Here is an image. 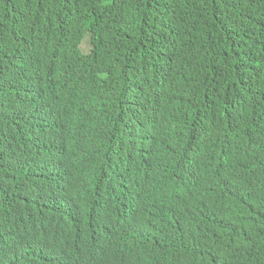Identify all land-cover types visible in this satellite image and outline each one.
<instances>
[{"label":"clouds","instance_id":"1","mask_svg":"<svg viewBox=\"0 0 264 264\" xmlns=\"http://www.w3.org/2000/svg\"><path fill=\"white\" fill-rule=\"evenodd\" d=\"M24 14L36 57L18 65L11 95L45 107L40 143L59 148L27 153L13 126L0 132V188L12 199L0 207V264H264V192L246 191L256 177L264 185L262 83L221 91L200 69L159 80L161 47L194 21L176 28L146 4L128 17L148 20L145 42L126 48L54 27L37 4ZM59 113L70 119L55 130ZM255 194L260 221L247 223Z\"/></svg>","mask_w":264,"mask_h":264},{"label":"trees","instance_id":"2","mask_svg":"<svg viewBox=\"0 0 264 264\" xmlns=\"http://www.w3.org/2000/svg\"><path fill=\"white\" fill-rule=\"evenodd\" d=\"M32 3L39 5V10L50 17L54 27L68 28L74 35L90 32L94 44L110 41L115 48L144 44L148 20L128 17L139 12L145 4L153 7L155 12L164 11L177 19L174 21L176 28L178 20L185 16L194 21V28L161 47L160 52L165 55L162 58L168 62V67L159 80L172 70L188 76L200 69L201 74L194 75L212 80L221 91L245 87L258 89L260 83L264 88V0H0V54L12 55L0 62V132L13 126L20 147L27 153L40 143L37 123L46 109L43 105L28 106L15 102L10 81L17 76L22 61L36 57L35 51L25 48L27 22L24 13ZM120 55L135 57L131 53ZM234 58H244L246 62H236ZM67 119H70L68 113L57 114L52 119L53 128L58 130ZM259 121L264 138V111ZM74 131L75 128L70 127L66 139ZM40 147L50 155L59 148V143H40ZM254 161L264 170V157L255 156ZM4 175L5 170L0 168V180ZM5 182L1 185L4 186ZM49 184L47 180L40 186L45 189ZM254 188L264 192L259 177L246 191ZM4 191L0 188V207L12 201ZM258 214L255 194L243 220L259 223L260 218L254 219L259 217ZM226 218L230 222H239L231 209ZM6 228L9 227L5 215H0V233ZM11 240L15 242L13 236Z\"/></svg>","mask_w":264,"mask_h":264},{"label":"bare ground","instance_id":"3","mask_svg":"<svg viewBox=\"0 0 264 264\" xmlns=\"http://www.w3.org/2000/svg\"><path fill=\"white\" fill-rule=\"evenodd\" d=\"M246 39H247V38H246ZM244 42H245V40H244ZM244 42H243V43H244ZM259 65H260V64H259Z\"/></svg>","mask_w":264,"mask_h":264}]
</instances>
